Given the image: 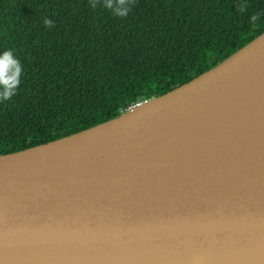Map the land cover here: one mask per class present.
Masks as SVG:
<instances>
[{"label":"water","instance_id":"water-1","mask_svg":"<svg viewBox=\"0 0 264 264\" xmlns=\"http://www.w3.org/2000/svg\"><path fill=\"white\" fill-rule=\"evenodd\" d=\"M0 264H264V31L115 118L1 154Z\"/></svg>","mask_w":264,"mask_h":264},{"label":"trees","instance_id":"trees-1","mask_svg":"<svg viewBox=\"0 0 264 264\" xmlns=\"http://www.w3.org/2000/svg\"><path fill=\"white\" fill-rule=\"evenodd\" d=\"M111 3L130 11L116 15L106 0H0V52L12 49L23 68L0 100V155L115 118L264 31V0Z\"/></svg>","mask_w":264,"mask_h":264},{"label":"clouds","instance_id":"clouds-1","mask_svg":"<svg viewBox=\"0 0 264 264\" xmlns=\"http://www.w3.org/2000/svg\"><path fill=\"white\" fill-rule=\"evenodd\" d=\"M106 7L112 8L114 14L120 16H125L130 11V4L122 3L114 7L111 0H106ZM256 19V14L250 16V21H255ZM44 23L51 25L52 21L45 18ZM22 70V64L14 55L12 49H5L0 52V100H7L15 94L20 84Z\"/></svg>","mask_w":264,"mask_h":264}]
</instances>
